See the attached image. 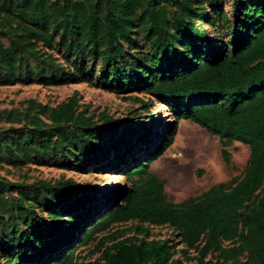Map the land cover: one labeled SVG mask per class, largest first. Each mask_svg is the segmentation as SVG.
Returning <instances> with one entry per match:
<instances>
[{"label":"trees","instance_id":"trees-1","mask_svg":"<svg viewBox=\"0 0 264 264\" xmlns=\"http://www.w3.org/2000/svg\"><path fill=\"white\" fill-rule=\"evenodd\" d=\"M206 1L218 5L224 0ZM199 4V0H0V68L6 70L5 77L27 72L28 59L40 56L47 62L43 75L54 69L61 73V66L43 49L55 46L78 65L87 52L100 61L106 85L121 83L106 86L109 90H137L150 100L154 96L189 102L173 116L164 147L173 142L179 119L217 135L224 147L231 141L249 146L240 175L181 202L166 200L163 180L150 169L157 156L142 157L143 152L120 169L123 187L112 190L108 199L102 194L99 211L88 204L86 187L72 179L24 189V199L7 197L3 187L0 215H8L17 240L0 241L2 250L10 249L9 264L38 262L49 254L57 231L58 242L70 239L73 245L39 264H82L76 254L79 246L129 221L170 227L180 245L196 252L194 264H264V0H231L230 13L217 11L225 31L210 45L206 29L194 25L200 19ZM135 28L145 31L149 44V52H140L138 58L124 47L131 43ZM10 33L16 34L5 46L1 35ZM27 103L22 114L0 111V120L22 115L31 126L0 146L6 155L22 161L34 154L42 160L74 159L81 166L92 162L103 170L106 166L98 161L107 157L118 166L130 150L124 146V135L134 134L126 119L103 112L96 119L79 108L76 94L54 107L34 99ZM41 114H46L45 120ZM147 135L148 127L134 135V144ZM115 149L120 152L114 154ZM222 156L227 163V150ZM27 197L39 203L47 199L59 207L48 208L46 220L33 206L28 208ZM17 221L28 227L26 233H18ZM80 224L82 230L71 236ZM129 229L113 230L98 240V245L110 244L96 264H187L174 257L170 241L135 237L147 235V228L136 226L135 235L117 238ZM212 253L215 259H206Z\"/></svg>","mask_w":264,"mask_h":264},{"label":"rangeland","instance_id":"rangeland-1","mask_svg":"<svg viewBox=\"0 0 264 264\" xmlns=\"http://www.w3.org/2000/svg\"><path fill=\"white\" fill-rule=\"evenodd\" d=\"M198 15L199 20L194 21V25L199 28L204 27L210 41L206 45L215 43L218 36L225 31L224 20L219 19L217 11H231V0H224L218 5L206 0H199ZM204 18V19H203ZM16 33L6 36L1 35V40L5 46L9 45V39ZM125 49L138 58L140 52L148 53L149 44L146 41V33L140 28H135L131 34V43L124 45ZM205 47V46H204ZM46 54H51L57 65L61 66V73L52 70L51 74L43 75L47 70L45 56L37 59H28L27 72L22 74L14 73L11 77L6 76V70L0 68V111L14 110L17 113H24L28 107L27 100L34 99L48 107H54L64 101L67 97L76 94L79 108L87 114L94 115L106 113L116 119H126V124L131 126L134 135L141 134L143 128L148 127V135L141 143L134 144V135H124V146L130 150L122 156V163L115 166L111 159L104 158L98 161L106 166L100 170L95 163L88 162L86 166H81L74 159L63 161L58 159H40L38 154L32 155L28 160L22 161L17 156L6 155L4 150H0V191L4 188L3 194L9 198L24 199L21 194L24 189L40 188L43 184H55L57 181L68 179L75 180L86 187L84 192L87 196L88 204L94 205V210H100L105 194L108 199L112 190H119L123 187L124 177L120 170L123 166L132 163L142 152V157L148 154H156V158L151 162L150 169L164 182V193L166 200L181 202L190 196H195L211 185L226 182L233 176L242 173L249 156V146L238 141H231L226 147L217 135L209 134L203 127L191 120L179 119L177 131L173 142L164 147L162 144L170 132L173 116L178 108L186 109L189 102H179L177 100H165L157 97H150L144 92L137 90L118 91L109 90L106 86L119 87L121 83L110 84L101 79L103 70L100 61H95L84 52V61L81 65L76 64V59H68L67 54L55 46L53 49H43ZM203 52L207 54V49ZM141 101L146 102L143 105ZM45 120L46 114L40 115ZM152 121V123H150ZM30 124L24 120L22 115L14 120H0V146L9 143V139L15 136L20 129H29ZM228 152V162H224L222 151ZM120 150L115 149L114 154ZM141 157V158H142ZM109 164H112L109 166ZM107 170V171H105ZM112 197V196H111ZM28 208H34L40 218L49 220L48 208L52 210L58 205L53 201L45 199L42 203L34 201V198L27 197ZM31 201V202H30ZM85 206L81 207L83 210ZM70 214H75L72 211ZM92 215V212L90 213ZM15 216H17L15 214ZM83 225V224H82ZM81 224L76 231L71 232L75 237L82 230ZM8 215H0V241L17 240L12 236V228L9 227ZM147 228L145 233L134 234L135 227ZM130 228V229H129ZM18 233H26L28 227L21 221H17ZM116 229H129L125 234L118 235V239L135 235L136 238L168 240L172 243L174 257L182 259L187 264H194L196 252L185 249L178 243L175 232L168 226H150L137 222H123L112 226L106 232L96 234V240L85 246H79L76 250L79 262L82 264H96L102 261L105 249L110 242L104 241L98 245V240ZM55 233L52 245L48 246L46 253L38 262H46L49 256L59 254L64 248L69 250L73 243L68 239L58 242ZM72 238V237H71ZM64 244V245H63ZM17 247L19 245L16 244ZM10 249L2 250L0 247V264H9L7 252ZM215 254H208L206 259L214 260ZM240 260L243 257L239 258Z\"/></svg>","mask_w":264,"mask_h":264}]
</instances>
